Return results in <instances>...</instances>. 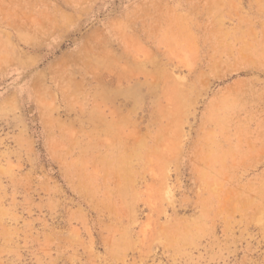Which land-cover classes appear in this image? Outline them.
I'll return each mask as SVG.
<instances>
[{
	"label": "rangeland",
	"instance_id": "rangeland-1",
	"mask_svg": "<svg viewBox=\"0 0 264 264\" xmlns=\"http://www.w3.org/2000/svg\"><path fill=\"white\" fill-rule=\"evenodd\" d=\"M0 264H264V0H0Z\"/></svg>",
	"mask_w": 264,
	"mask_h": 264
}]
</instances>
